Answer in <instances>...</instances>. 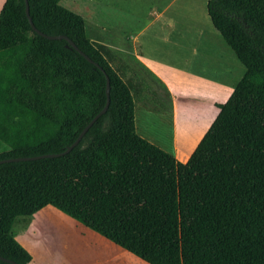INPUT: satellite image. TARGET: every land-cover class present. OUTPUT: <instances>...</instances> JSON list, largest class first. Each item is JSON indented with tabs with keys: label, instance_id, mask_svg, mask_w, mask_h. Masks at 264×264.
Masks as SVG:
<instances>
[{
	"label": "trees",
	"instance_id": "obj_1",
	"mask_svg": "<svg viewBox=\"0 0 264 264\" xmlns=\"http://www.w3.org/2000/svg\"><path fill=\"white\" fill-rule=\"evenodd\" d=\"M60 1L27 0L32 24L91 63L37 34L24 0L0 10V161L63 152L105 107L106 77L109 105L68 154L0 164V257L30 264L12 227L52 206L147 264H264V0H206L245 73L186 163L136 134L150 90Z\"/></svg>",
	"mask_w": 264,
	"mask_h": 264
},
{
	"label": "crops",
	"instance_id": "obj_2",
	"mask_svg": "<svg viewBox=\"0 0 264 264\" xmlns=\"http://www.w3.org/2000/svg\"><path fill=\"white\" fill-rule=\"evenodd\" d=\"M179 1L154 6L149 21L126 40L134 62L171 99L166 106L135 100L136 134L186 163L218 115L217 105L228 100L245 68L220 35L212 31L210 21L205 26L188 24L169 15ZM4 2L0 0V10ZM114 51L117 56L126 49ZM50 210L67 221L53 224L48 217ZM12 234L30 254V264H147L52 206L31 217L18 218Z\"/></svg>",
	"mask_w": 264,
	"mask_h": 264
},
{
	"label": "rangeland",
	"instance_id": "obj_3",
	"mask_svg": "<svg viewBox=\"0 0 264 264\" xmlns=\"http://www.w3.org/2000/svg\"><path fill=\"white\" fill-rule=\"evenodd\" d=\"M169 0H62L59 5L79 16L86 24V32L89 39L97 43L106 44L112 51L117 48L126 51L117 55V63L128 66L127 77L145 83L150 91L158 94L155 102L149 92L142 94L140 98L150 103L166 102L164 89L148 74L129 54L127 38L140 30L149 19L148 14L154 6L158 7ZM206 0H180L169 10L171 17L187 21L188 24L210 25L205 8ZM196 10L194 12L191 10ZM156 10V9H153ZM204 15V16H203ZM168 16V15H167ZM211 28V26H210ZM212 29V28H211ZM213 31V29H212ZM128 50V51H127ZM5 146L0 142V152ZM48 217L53 224H62L67 220L54 211H48ZM50 224V223H49ZM52 224V223H51ZM16 231V228L14 229Z\"/></svg>",
	"mask_w": 264,
	"mask_h": 264
},
{
	"label": "water",
	"instance_id": "obj_4",
	"mask_svg": "<svg viewBox=\"0 0 264 264\" xmlns=\"http://www.w3.org/2000/svg\"><path fill=\"white\" fill-rule=\"evenodd\" d=\"M25 1V13L26 16L28 18V21L32 27V29L39 34L40 36L48 39V40H65L68 45L72 48H74L75 50L78 51V49L76 48V46L66 37H62V36H46L44 34H42L41 32H39L37 29H35V27L32 24V21L30 19L29 16V9H28V4H27V0ZM88 62L91 63L90 59L88 57H86L82 52L78 51ZM106 96H107V103L105 105V107L88 123V125L82 130V132L79 134V136L77 137V139L70 145L68 146L63 152L61 153H57V154H47V155H41V156H36V157H28V158H13V159H6V160H1L0 164H4V163H9V162H27V161H36V160H40V159H46V158H59L62 157L66 154H68L74 147H76L78 145V143L81 141L82 137L86 134V132L90 129V127L99 119V117H101L108 108L109 105V80L106 77ZM0 260L3 262H6L8 264H15L14 262L4 259L2 257H0Z\"/></svg>",
	"mask_w": 264,
	"mask_h": 264
},
{
	"label": "bare ground",
	"instance_id": "obj_5",
	"mask_svg": "<svg viewBox=\"0 0 264 264\" xmlns=\"http://www.w3.org/2000/svg\"><path fill=\"white\" fill-rule=\"evenodd\" d=\"M165 131H166V130H165ZM158 132H159V131H158ZM167 132H168V131H167ZM167 132H166V133H167ZM159 136H160V135H159ZM164 136H166V135H164Z\"/></svg>",
	"mask_w": 264,
	"mask_h": 264
}]
</instances>
